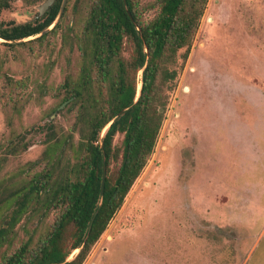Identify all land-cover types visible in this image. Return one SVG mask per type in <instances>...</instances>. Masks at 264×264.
I'll use <instances>...</instances> for the list:
<instances>
[{"label":"rangeland","instance_id":"obj_1","mask_svg":"<svg viewBox=\"0 0 264 264\" xmlns=\"http://www.w3.org/2000/svg\"><path fill=\"white\" fill-rule=\"evenodd\" d=\"M74 1L42 41L0 39V256L48 221L24 227L5 201L76 122L77 106L58 109L81 58L61 35ZM140 2L152 18L158 0ZM26 17L14 0L2 20ZM84 264H264V0L207 1L155 149Z\"/></svg>","mask_w":264,"mask_h":264},{"label":"trees","instance_id":"obj_2","mask_svg":"<svg viewBox=\"0 0 264 264\" xmlns=\"http://www.w3.org/2000/svg\"><path fill=\"white\" fill-rule=\"evenodd\" d=\"M207 1L158 0L150 19L140 0H86L80 9L71 8L73 24L61 35L64 43L73 37L81 58L76 77L65 76L58 95L65 111L77 106L76 122L54 139L41 170L12 193L13 216L25 215L24 227L36 218L48 221L26 229L0 264H84L155 149L168 93L188 59ZM55 14L39 27L0 30V38L14 42L42 33L36 39L42 41Z\"/></svg>","mask_w":264,"mask_h":264},{"label":"flooded vegetation","instance_id":"obj_3","mask_svg":"<svg viewBox=\"0 0 264 264\" xmlns=\"http://www.w3.org/2000/svg\"><path fill=\"white\" fill-rule=\"evenodd\" d=\"M45 1L46 0H17V2H19V4L21 5L22 9L26 11V14H27L26 20L27 21L24 23H21V24H12L11 22H4L5 20H2V18L6 14L10 13V11H12V8L14 5V0H0V30H8V29H11V27H13V26H23L26 29L42 26L47 19H49L53 14H55V10L58 7V10L54 16L52 23L48 27H46V29L49 28L56 21L63 0H55L52 3V5H50L42 14H40V11L38 8ZM79 1L80 0H75L72 7L76 6L77 8H80L79 7V5H80ZM66 9L69 10V0H66L65 7L63 9V13H62L60 19L58 20L57 23H55L53 25V31L58 32L59 23H60L62 18L65 19V15L67 14V12L66 13L64 12ZM73 16L75 18V15H73ZM46 29H44V30H46ZM0 39H2V38H0ZM2 40H4V39H2ZM4 41L7 43H11L8 40H4ZM10 45H12V43ZM65 106H66V103L59 106L58 109H62ZM5 205H6V208H8V211L10 210V208H13L12 192L6 198ZM1 232H3V231H0V233Z\"/></svg>","mask_w":264,"mask_h":264},{"label":"water","instance_id":"obj_4","mask_svg":"<svg viewBox=\"0 0 264 264\" xmlns=\"http://www.w3.org/2000/svg\"><path fill=\"white\" fill-rule=\"evenodd\" d=\"M55 0H46L38 9H39V11H40V14H42L50 5H52V3L54 2ZM123 2H124V4H125V0H123ZM65 3H66V0H63V2H62V5H61V8H60V11H59V14H58V17H57V19H56V21H55V23H57L58 22V20L60 19V17H61V15H62V13H63V9H64V7H65ZM54 25V24H53ZM53 25L52 26H50L49 28H52L53 27ZM49 28H47L46 30H44V33H47L48 32V29ZM138 30V29H137ZM139 31V30H138ZM39 36L40 35H42V33L41 34H38ZM33 37V36H32ZM29 38V37H28ZM25 39H27V38H25ZM22 40H20V41H14V42H11L12 44H14V43H19V42H21ZM140 78H141V72L139 73V75H138V84H137V97L139 96V93H140V88H141V82H140ZM137 100V99H136ZM126 109H124L123 111H125ZM160 111H162L161 109H160ZM104 156H103V163H104ZM103 171H104V169H103ZM100 205H101V203L99 204V207H100ZM88 236V235H87ZM87 236H86V238L84 239V241H86V239H87ZM77 253V251H75L72 255H71V257H70V259L72 258V256L73 255H75Z\"/></svg>","mask_w":264,"mask_h":264}]
</instances>
